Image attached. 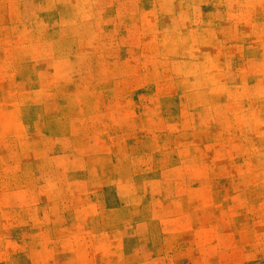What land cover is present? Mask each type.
<instances>
[{"label":"rangeland","instance_id":"374dc122","mask_svg":"<svg viewBox=\"0 0 264 264\" xmlns=\"http://www.w3.org/2000/svg\"><path fill=\"white\" fill-rule=\"evenodd\" d=\"M0 264H264V0H0Z\"/></svg>","mask_w":264,"mask_h":264}]
</instances>
